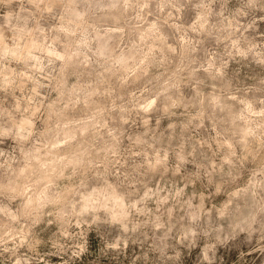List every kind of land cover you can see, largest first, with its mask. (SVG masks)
I'll list each match as a JSON object with an SVG mask.
<instances>
[{
  "label": "clouds",
  "instance_id": "1",
  "mask_svg": "<svg viewBox=\"0 0 264 264\" xmlns=\"http://www.w3.org/2000/svg\"><path fill=\"white\" fill-rule=\"evenodd\" d=\"M238 260L264 264V0H0V264Z\"/></svg>",
  "mask_w": 264,
  "mask_h": 264
},
{
  "label": "rangeland",
  "instance_id": "2",
  "mask_svg": "<svg viewBox=\"0 0 264 264\" xmlns=\"http://www.w3.org/2000/svg\"><path fill=\"white\" fill-rule=\"evenodd\" d=\"M236 255H238V253L233 255V259H235ZM237 264H244V262H243V260H238Z\"/></svg>",
  "mask_w": 264,
  "mask_h": 264
}]
</instances>
